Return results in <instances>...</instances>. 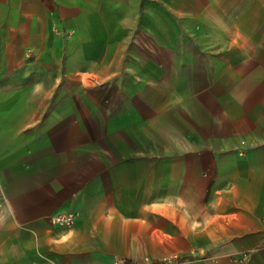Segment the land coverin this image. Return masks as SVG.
<instances>
[{"label": "crops", "instance_id": "obj_1", "mask_svg": "<svg viewBox=\"0 0 264 264\" xmlns=\"http://www.w3.org/2000/svg\"><path fill=\"white\" fill-rule=\"evenodd\" d=\"M155 1L186 0H0V264H264V0H193L156 144L153 81L115 78Z\"/></svg>", "mask_w": 264, "mask_h": 264}, {"label": "rangeland", "instance_id": "obj_2", "mask_svg": "<svg viewBox=\"0 0 264 264\" xmlns=\"http://www.w3.org/2000/svg\"><path fill=\"white\" fill-rule=\"evenodd\" d=\"M154 5L152 9L150 8L151 10L148 9V12L144 10V14L146 12L153 18L154 37L152 39L146 37L139 23L137 36L131 43L136 52L135 54L122 56L123 70H118L115 78L123 80L124 76L127 75L126 77L131 78L138 86L144 85L147 80L148 83L153 81V123L147 125L144 118H138V127L144 129L146 126H152L154 143L156 144L167 141L168 135L167 132L163 134V128L177 125L178 112L169 110V102H171L169 99L172 98V93L167 84H169L170 78H174L177 82L179 71L184 69L189 59L193 58L195 39L188 35V31L194 29L193 0L180 1L178 5L171 4L170 6L159 1ZM139 17H142L141 9ZM183 34L186 38L183 37ZM128 65H130L131 71L124 70ZM89 77L91 76L87 75L82 78ZM15 89V87H6V92L15 93ZM176 89L175 87V100L177 99ZM100 90L103 89L99 87L89 89L87 87H76L74 93L79 95L88 94L96 101ZM173 103L175 106L178 105V103ZM91 105L96 104L91 103Z\"/></svg>", "mask_w": 264, "mask_h": 264}, {"label": "built area", "instance_id": "obj_3", "mask_svg": "<svg viewBox=\"0 0 264 264\" xmlns=\"http://www.w3.org/2000/svg\"><path fill=\"white\" fill-rule=\"evenodd\" d=\"M50 222L54 225L69 228L73 225L74 219L70 215H55L50 218ZM179 258L177 256H168L158 261L143 259L142 264H176ZM114 264H129L123 260H117Z\"/></svg>", "mask_w": 264, "mask_h": 264}]
</instances>
